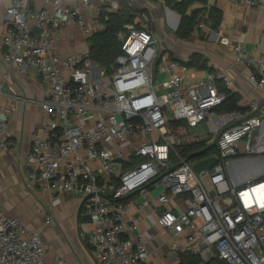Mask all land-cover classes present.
I'll list each match as a JSON object with an SVG mask.
<instances>
[{
  "label": "built area",
  "instance_id": "1",
  "mask_svg": "<svg viewBox=\"0 0 264 264\" xmlns=\"http://www.w3.org/2000/svg\"><path fill=\"white\" fill-rule=\"evenodd\" d=\"M40 1L11 0L4 14L9 70L0 79V151L18 148L8 134L17 108L2 103L5 82L16 70L34 68L47 88L40 107L49 124L33 138L25 179L45 196L80 198L94 223L89 242L96 264H155L149 249L156 237L143 233L137 218L128 223L130 206L148 209L154 190L156 224L171 240L162 245L172 264L185 254L199 264H264L262 102L248 100L245 112H221L226 95L218 84L231 88L228 71L190 81L186 62L161 49L146 11L118 34L122 54L111 74L95 71L89 51L58 54L57 36L75 26L91 38L121 10L119 2ZM241 3L264 7V0ZM199 28L207 27L201 22ZM218 31L219 43L229 46ZM234 53L264 98V54L251 55L241 44ZM197 145L206 156L186 160L182 152ZM211 158L216 163L210 170H194ZM249 170L259 172L248 178ZM52 223L48 214L45 224ZM49 249L38 232L0 211V264H66L58 256L48 260Z\"/></svg>",
  "mask_w": 264,
  "mask_h": 264
},
{
  "label": "crops",
  "instance_id": "2",
  "mask_svg": "<svg viewBox=\"0 0 264 264\" xmlns=\"http://www.w3.org/2000/svg\"><path fill=\"white\" fill-rule=\"evenodd\" d=\"M140 1L150 10L155 6L161 9L157 15L148 12L143 5L138 11H146L151 15L153 33L161 49L171 58L188 62L194 54L204 56L208 66L215 71H228L232 81L231 88L228 90L240 97V103L244 108L247 109L248 100H259L264 107L263 96L249 82L250 70L237 64L234 53V46L241 44L243 49L251 55L264 54V7L247 8L241 3L242 0H209L211 6L215 5L222 12V23L219 28L223 29L224 36L230 40L229 46H223L219 43V29L216 32L208 27L203 30L198 27L188 39H179L174 33L179 26L180 16L173 10L165 8L164 0ZM36 4L41 5V1L36 0ZM10 5L11 0L0 4V79H3L9 70L3 61V39L7 30L3 18L6 8ZM133 9L136 8L133 7ZM88 51V38L84 37L75 26L63 30L57 36L56 52L58 54H81ZM190 69L188 74L190 81L201 79L208 72ZM4 92L6 96L2 103L13 102L17 108L9 122L8 134L10 139L18 142V148L10 154L0 151V166H5L6 173L21 187L20 191L23 194L27 190L24 186V184L27 186V183H24L26 180L22 171L24 160L31 151L35 134L42 126L49 124L48 117L40 107L41 101L46 98L47 88L34 68L24 67L22 71H14L12 77L6 80ZM11 159H13L14 167L9 165ZM29 186L33 188V209L35 210L33 223L19 215L4 212L1 206L0 211L17 217L24 225L40 234L43 242L50 248L46 255L48 260L58 256L66 264H96L93 248L89 242L94 223L84 214L80 198L64 194L48 197L35 186ZM16 192H19L17 187ZM157 194L152 193V201L148 209L138 210L135 204L131 205L128 223L130 224V220L135 217L143 233L156 237L150 242L149 249L155 264H172V261L164 256L167 248L162 245L171 240L156 224ZM48 214L53 215V223L50 226L45 224ZM160 245L162 249H159Z\"/></svg>",
  "mask_w": 264,
  "mask_h": 264
},
{
  "label": "trees",
  "instance_id": "3",
  "mask_svg": "<svg viewBox=\"0 0 264 264\" xmlns=\"http://www.w3.org/2000/svg\"><path fill=\"white\" fill-rule=\"evenodd\" d=\"M121 5V10L115 14H109L108 20L103 21L101 30L91 38H88L89 53L92 61L101 69H105L110 75L111 67L114 65L117 57L122 54L121 43L118 40V34L124 31V25L128 22H133L137 13L133 9L130 0H116ZM166 6L172 9L180 16V23L175 31V36L179 39L186 40L199 27L201 22L213 31H217L222 23V12L215 6L210 5L209 0H164ZM196 8L193 9V7ZM190 10V11H189ZM203 19V20H202ZM202 20V21H201ZM186 65L189 68L197 70H205L210 73L215 72L212 67L208 66V61L204 56L194 54ZM219 91L226 95V101L221 107V112L231 113L234 111L245 112L248 108H244L240 103V97L231 93L221 83L218 84ZM189 148L182 155L186 160H199L206 156V153H198L196 155H189L191 153ZM179 264H199V260L189 254L183 255ZM213 264H225L220 261H215Z\"/></svg>",
  "mask_w": 264,
  "mask_h": 264
},
{
  "label": "rangeland",
  "instance_id": "4",
  "mask_svg": "<svg viewBox=\"0 0 264 264\" xmlns=\"http://www.w3.org/2000/svg\"><path fill=\"white\" fill-rule=\"evenodd\" d=\"M130 1L132 3L133 7H135L137 9V11L140 10V8L143 5V3L140 0H130ZM142 1H144V0H142ZM144 6H146V5H143L144 9H146L148 12H153L154 15H157L160 13L161 9L158 6H155L154 9L151 7V10L148 9L147 7H144ZM164 7L169 8L168 6H166V4ZM195 7L196 6H194L193 9ZM166 54H167V52H166ZM100 69L101 68L98 66L95 67V71L100 70ZM162 80H163V77H161V81ZM158 82H160V81H158ZM194 131L197 132L198 130L195 129ZM201 133L204 134L207 132L206 131L202 132V130H201ZM191 147H193V146H191ZM201 149H202V147L200 145H197L196 147H193V149H191V150L198 153L201 151ZM9 165L14 167L13 159H11V164H9ZM22 171H23L24 175L26 176L27 167L25 166V164L22 167ZM255 171L259 172L258 170H249L246 173L248 178L255 177L256 176ZM24 183H27V186L24 184V186L27 190H25V192H23V194H22L20 191L21 187L18 186V184L13 181V179L9 176V174L6 173L5 166H3V167L0 166V206L3 208L4 212L5 211L11 212L14 215L15 214L19 215L21 218L27 219L28 221H32V223H33V212H35V210L33 209V188H30L29 185H31V184H29V182L27 180ZM16 187L18 188V191H19L18 193L16 192ZM31 187H33V186L31 185ZM153 192L158 193L159 191L154 190Z\"/></svg>",
  "mask_w": 264,
  "mask_h": 264
},
{
  "label": "water",
  "instance_id": "5",
  "mask_svg": "<svg viewBox=\"0 0 264 264\" xmlns=\"http://www.w3.org/2000/svg\"><path fill=\"white\" fill-rule=\"evenodd\" d=\"M215 163H216L215 159L211 158V159H207V160H204V161H201L195 164L193 168L197 173H202V172H206L210 170L214 166Z\"/></svg>",
  "mask_w": 264,
  "mask_h": 264
}]
</instances>
